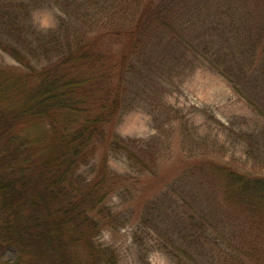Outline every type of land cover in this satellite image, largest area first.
Wrapping results in <instances>:
<instances>
[{"label": "trees", "instance_id": "1", "mask_svg": "<svg viewBox=\"0 0 264 264\" xmlns=\"http://www.w3.org/2000/svg\"><path fill=\"white\" fill-rule=\"evenodd\" d=\"M75 2H66L55 29L34 34L22 49L0 42L23 68H0V245L15 248L14 264L117 263L95 237L108 225L106 202L118 188L107 172V148L129 75L150 43H183L202 28L198 55L262 125L241 134L242 161L198 159L204 194L183 217L174 238L181 246L171 253L179 264H264V0H195L190 16L184 0H94L101 11L92 5L81 13ZM245 4L251 10L242 11ZM1 16L14 23L7 10ZM211 43L220 49L210 52ZM223 54L233 67L216 63ZM88 164L93 176L81 179ZM189 244L210 245L209 261L200 263Z\"/></svg>", "mask_w": 264, "mask_h": 264}, {"label": "rangeland", "instance_id": "2", "mask_svg": "<svg viewBox=\"0 0 264 264\" xmlns=\"http://www.w3.org/2000/svg\"><path fill=\"white\" fill-rule=\"evenodd\" d=\"M67 1L1 0L3 10L14 16V23L2 22L4 11L0 10V42L22 49L34 34L49 33L66 17ZM194 1L182 3L189 16ZM103 2L106 5L112 0ZM93 3L94 0L75 2L81 4L79 13L86 6L98 8ZM247 9L251 10L247 4L242 6V11ZM211 11L215 12L213 7ZM213 12L209 13L211 18ZM207 26L208 23L204 28ZM200 29L182 37L183 43L171 38L150 43L147 54L142 53L129 75L107 148V172L118 188L106 202L111 210L108 225L95 237L96 244L114 251L116 264H179L171 253L173 245L181 246L177 240L174 243V238L181 232L183 217L196 212L204 194L203 171L196 167L198 159L206 156L242 161L241 134L262 125V118L208 59L198 55L204 49L195 38ZM210 46V52L220 49L212 43ZM220 57L214 62L221 67L235 65L232 56ZM44 63L32 60L38 67ZM0 68L11 73L23 69L1 48ZM101 153L102 148H97L95 162ZM77 175L91 178L92 166H83ZM187 247L190 252H200V263L209 261L210 245ZM16 256L13 246L0 245V261L14 264Z\"/></svg>", "mask_w": 264, "mask_h": 264}]
</instances>
